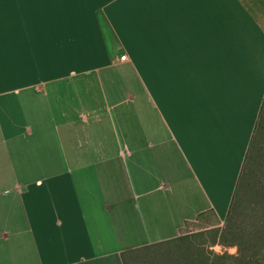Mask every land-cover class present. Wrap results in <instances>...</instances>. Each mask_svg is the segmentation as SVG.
Wrapping results in <instances>:
<instances>
[{"label": "crops", "instance_id": "obj_1", "mask_svg": "<svg viewBox=\"0 0 264 264\" xmlns=\"http://www.w3.org/2000/svg\"><path fill=\"white\" fill-rule=\"evenodd\" d=\"M2 5L0 264H130L225 217L264 100V0H12L7 47Z\"/></svg>", "mask_w": 264, "mask_h": 264}, {"label": "rangeland", "instance_id": "obj_2", "mask_svg": "<svg viewBox=\"0 0 264 264\" xmlns=\"http://www.w3.org/2000/svg\"><path fill=\"white\" fill-rule=\"evenodd\" d=\"M3 3V30L5 39L10 33V5ZM240 201L233 231L226 227L224 218L219 222L208 216L200 221L184 223L176 240L150 245L136 250L130 264H224L216 254H235L238 238H264V106L258 133L243 171ZM236 233V235H235Z\"/></svg>", "mask_w": 264, "mask_h": 264}, {"label": "trees", "instance_id": "obj_3", "mask_svg": "<svg viewBox=\"0 0 264 264\" xmlns=\"http://www.w3.org/2000/svg\"><path fill=\"white\" fill-rule=\"evenodd\" d=\"M263 106H264V100L262 103V108L260 110V116L258 118V122L254 130V138H252V141L250 142V146L248 148L246 158L244 160L242 169L240 171V175L238 177L236 187L234 189L228 211L224 217V222L226 224V227L230 226V230L232 231H233V225L235 224L234 222H235V218L237 214V205L240 201V195H241L240 190H241L243 171H244L245 164L247 163L249 154L251 152L252 146L255 141V136L258 131V126L261 120ZM208 216L213 217L214 220H216L217 222L220 221V218L218 217L216 212L212 208H209V209L199 212L193 220L185 221V223L193 222V221H200V220L206 219ZM232 238H238L235 241V244L237 247L236 253L235 254H229V253L216 254L217 258L221 259L224 264H264V238H258V239L255 238L253 240V239H250L249 237L239 238L238 235L237 237L233 235ZM212 264H217V262H214Z\"/></svg>", "mask_w": 264, "mask_h": 264}, {"label": "built area", "instance_id": "obj_4", "mask_svg": "<svg viewBox=\"0 0 264 264\" xmlns=\"http://www.w3.org/2000/svg\"><path fill=\"white\" fill-rule=\"evenodd\" d=\"M124 57H125V54H121V55H120V58H121V59H124Z\"/></svg>", "mask_w": 264, "mask_h": 264}]
</instances>
